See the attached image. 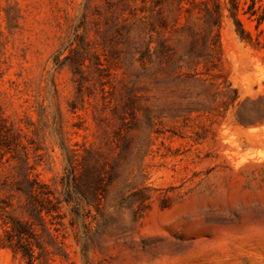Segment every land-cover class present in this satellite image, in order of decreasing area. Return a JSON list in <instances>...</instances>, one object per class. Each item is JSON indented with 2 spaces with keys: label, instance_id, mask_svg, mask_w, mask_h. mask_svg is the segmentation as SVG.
Wrapping results in <instances>:
<instances>
[{
  "label": "rangeland",
  "instance_id": "374dc122",
  "mask_svg": "<svg viewBox=\"0 0 264 264\" xmlns=\"http://www.w3.org/2000/svg\"><path fill=\"white\" fill-rule=\"evenodd\" d=\"M238 1L244 39L232 0H0V264H264V0Z\"/></svg>",
  "mask_w": 264,
  "mask_h": 264
},
{
  "label": "trees",
  "instance_id": "16d2710c",
  "mask_svg": "<svg viewBox=\"0 0 264 264\" xmlns=\"http://www.w3.org/2000/svg\"><path fill=\"white\" fill-rule=\"evenodd\" d=\"M232 6H233V12H232V17L234 18V22L238 27V32L241 36L242 39L245 38V36L250 37V34L244 29L243 24L241 22V20L238 17V8H239V1L238 0H232ZM254 5L256 4L255 1L253 0ZM256 10L254 11L253 15L256 14ZM264 16V15H263ZM264 20V19H263ZM262 23V19L259 18L258 20V24L260 25ZM0 137L9 139V131L7 129V127L3 126L2 124H0Z\"/></svg>",
  "mask_w": 264,
  "mask_h": 264
}]
</instances>
